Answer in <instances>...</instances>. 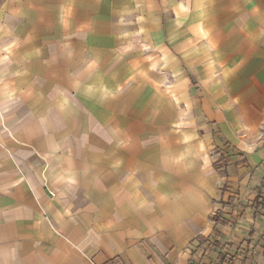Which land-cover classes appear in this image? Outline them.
Listing matches in <instances>:
<instances>
[{
  "label": "crops",
  "instance_id": "0c3cea01",
  "mask_svg": "<svg viewBox=\"0 0 264 264\" xmlns=\"http://www.w3.org/2000/svg\"><path fill=\"white\" fill-rule=\"evenodd\" d=\"M262 239L264 0H0V264Z\"/></svg>",
  "mask_w": 264,
  "mask_h": 264
},
{
  "label": "built area",
  "instance_id": "2783aa9c",
  "mask_svg": "<svg viewBox=\"0 0 264 264\" xmlns=\"http://www.w3.org/2000/svg\"><path fill=\"white\" fill-rule=\"evenodd\" d=\"M263 240H245L239 244L221 245L216 258L212 259L210 264H264ZM172 264H179V260L176 259Z\"/></svg>",
  "mask_w": 264,
  "mask_h": 264
}]
</instances>
